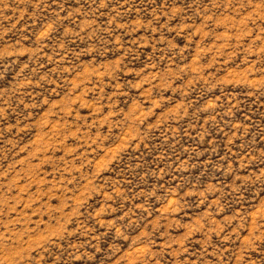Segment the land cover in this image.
<instances>
[{"label": "rangeland", "instance_id": "rangeland-1", "mask_svg": "<svg viewBox=\"0 0 264 264\" xmlns=\"http://www.w3.org/2000/svg\"><path fill=\"white\" fill-rule=\"evenodd\" d=\"M0 264H264V0H0Z\"/></svg>", "mask_w": 264, "mask_h": 264}, {"label": "bare ground", "instance_id": "bare-ground-1", "mask_svg": "<svg viewBox=\"0 0 264 264\" xmlns=\"http://www.w3.org/2000/svg\"><path fill=\"white\" fill-rule=\"evenodd\" d=\"M195 66V65H194Z\"/></svg>", "mask_w": 264, "mask_h": 264}]
</instances>
